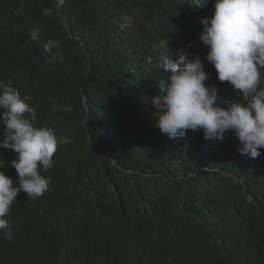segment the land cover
Returning <instances> with one entry per match:
<instances>
[{
    "label": "trees",
    "instance_id": "16d2710c",
    "mask_svg": "<svg viewBox=\"0 0 264 264\" xmlns=\"http://www.w3.org/2000/svg\"><path fill=\"white\" fill-rule=\"evenodd\" d=\"M211 1L0 0V80L58 139L49 189L11 206L0 264H264V149L244 160L226 134L170 138L155 126L151 100L171 74L161 61L179 50L200 56L206 85L238 95L200 39ZM49 40L62 61L45 62ZM16 156L0 149L14 181Z\"/></svg>",
    "mask_w": 264,
    "mask_h": 264
},
{
    "label": "clouds",
    "instance_id": "9594fccd",
    "mask_svg": "<svg viewBox=\"0 0 264 264\" xmlns=\"http://www.w3.org/2000/svg\"><path fill=\"white\" fill-rule=\"evenodd\" d=\"M65 0H55V9ZM54 9L44 7V16ZM206 16L201 19L200 39L209 51L206 59L220 82H228L237 96L224 87L206 85L209 73L197 54L190 57L179 50V60L162 59L160 69L171 74L161 81L159 92L151 103L155 105V126L170 138L186 136L189 130H203L206 140L223 141L228 136L240 147L238 152L257 158L264 149V0H212ZM32 41H39L38 28L29 29ZM163 43V42H162ZM168 43V42H167ZM59 41L49 40L40 47L46 63L62 61ZM149 63L153 57H147ZM183 65V66H182ZM12 81L0 80V122L5 126L0 149H11L17 156L11 166L17 171V181L0 169V234L13 238L6 218L20 191L36 201L49 189L51 178L42 173L53 167L58 139L54 129L38 126L36 109ZM63 111H71L64 106Z\"/></svg>",
    "mask_w": 264,
    "mask_h": 264
}]
</instances>
